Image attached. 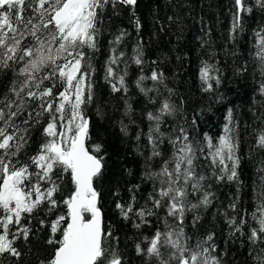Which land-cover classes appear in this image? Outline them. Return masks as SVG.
<instances>
[{
  "label": "snow or ice",
  "instance_id": "obj_1",
  "mask_svg": "<svg viewBox=\"0 0 264 264\" xmlns=\"http://www.w3.org/2000/svg\"><path fill=\"white\" fill-rule=\"evenodd\" d=\"M137 0H0V67L8 68L11 64L19 65L17 72L24 79L20 87L11 89L19 99L25 97L40 101L42 111L29 112L23 123H41L43 115L48 116L44 125L40 144L35 154L27 159L21 152L28 144V128H20L13 123L17 115H22L23 104L15 101L6 105L8 111L0 109V264H19L23 252L21 247L31 243V238L40 231L47 230L46 244L53 246V255L47 264H126L125 258L118 251V238L110 229H105L99 207L101 194L96 184L102 178L105 168L103 145L89 147L91 139L89 119L83 112V106L92 98L91 84L86 83L91 73L85 64L86 49L98 48V37L102 23V13L106 6L135 7ZM257 8L264 9V0H254ZM232 32L239 28L242 14L251 13L252 6L245 0H234ZM134 15V13H133ZM139 27V21H136ZM127 35L121 31L112 41L113 47L105 66V80L113 92L127 94V66L121 68L123 51L117 47ZM264 59V35L257 33ZM143 51L140 45L135 49L133 63L142 66ZM155 63V61H153ZM207 64L200 70V79L206 85L204 91H211L215 80L220 84L219 70ZM164 75L153 70L150 75H140L136 86L145 97L157 84H162ZM48 86L41 87L44 81ZM151 80L153 88H145L143 82ZM59 87V91L54 89ZM25 89L27 91L25 92ZM87 89V94H86ZM264 92V84L261 85ZM171 92V89H169ZM155 103L154 98L148 99ZM15 107L16 111H12ZM179 108L165 99L159 108L148 111L145 118L149 121L143 135L149 149L145 157V178L153 181V193L149 196L151 207H142L133 212L132 203H116L123 219L130 214L139 217L142 223H150L147 217L156 215V210L166 211L164 231L156 230L147 246L136 244L138 256L153 258L156 264H220L215 251L214 234L209 233L196 246L190 247L188 236L183 227L186 212L207 208L211 203L212 193L205 190L204 181L208 179L198 168L205 165L212 168L211 175L217 182L239 183L237 156L238 144L233 136L234 129L228 125L224 135L217 143L205 134L203 143L197 141L183 124H176L170 131H163L166 118H175ZM131 112L128 105L125 115ZM229 124L232 112L228 111ZM120 131L128 135V125L120 122ZM193 129L196 119L191 121ZM12 131H9V129ZM136 141L141 134L137 133ZM170 145L171 154L165 157L163 145ZM258 146L264 148V134L258 137ZM139 152V147L137 148ZM144 155L143 152H140ZM160 158L159 170H151V161ZM65 173L69 174L74 185L71 194L64 199L57 198ZM158 184V186H157ZM190 197H199L194 202ZM135 200V197H132ZM63 206L66 212H56ZM235 210L236 204L229 205ZM258 219L259 228L251 229L249 239L253 244H264V205H261ZM42 214V215H41ZM54 214V215H53ZM171 217L175 224L170 223ZM37 219L38 227L31 226ZM199 216H193L195 225ZM227 223L232 234L243 235L245 220L239 223L228 218ZM134 227L140 228L136 223ZM17 241L21 244L18 245ZM167 248L168 259L161 249ZM30 250V249H29ZM261 251H264L262 249ZM259 264H264V256H257ZM40 264H45L41 261Z\"/></svg>",
  "mask_w": 264,
  "mask_h": 264
},
{
  "label": "trees",
  "instance_id": "obj_2",
  "mask_svg": "<svg viewBox=\"0 0 264 264\" xmlns=\"http://www.w3.org/2000/svg\"><path fill=\"white\" fill-rule=\"evenodd\" d=\"M245 3L253 10L242 14L241 26L235 34L232 32L234 0H137L135 7L117 5L112 8L109 5L103 10L98 48L85 50V64L90 66L88 71L91 73L86 83L91 84L92 98L83 106V112L89 119V150L94 144L103 145L102 153L97 155H104L105 168L96 184L101 194L99 207L103 225L118 238V251L126 264H156L153 258L136 255L135 246L146 247L147 240L156 230H166L164 218L167 214L163 208L156 210V215L147 217L150 223L145 224L134 214H130L127 220L123 219L115 207L117 202L132 203L133 212L151 207L149 196L154 194L153 181L144 175L147 170L145 157L149 151L143 135L149 125L145 114L155 112L165 99L175 104L179 111L175 118H166L163 131H170L179 123L197 141L203 143L207 134L213 143H217L228 125L234 129L233 136L238 144V184L217 182L206 161H202L203 168L197 169L208 177L204 181L205 190L213 195L207 208L201 207L185 214L183 227L191 237L189 246L194 248L198 241L213 233L215 251L211 255L216 256L220 264H259L256 257L264 256V251H261L264 244H253L249 239L251 229L259 228L258 219L253 216L259 217V209L264 205V148L258 146V137L264 134V92L261 91L264 59L259 54L261 48L257 37L258 32L264 35V9L255 7L254 0H245ZM121 31L127 35L116 47L117 51L124 52L120 67L127 66V94L113 92L105 80L112 41ZM137 45L144 53L142 66L133 63ZM205 64L212 66V75H216L215 70L218 69L220 76V84L210 81L213 89L207 92L200 79V70ZM18 67L11 62L8 68L0 67V109L7 112L6 105L13 101L23 104V114L17 115L13 123L20 128H28V144L21 152V157L27 159L44 141L42 130L48 116L43 115L39 124L23 123L29 112L35 115L42 110L40 101L26 98L24 92L17 99L12 93L11 89L14 86L19 88L24 79L18 74ZM154 69L163 73V83L156 85L158 91L153 90L145 97L137 88L136 80L140 75H150ZM49 84L50 81L46 80L41 87ZM153 85L151 80L143 82L145 88H153ZM59 90L57 87L54 92ZM149 97L156 102L149 103ZM128 105H131V112L125 115ZM229 110L232 112L231 124L228 121ZM12 111L16 108L13 107ZM193 118L196 119L194 129L191 124ZM121 121L128 125L127 136L120 131ZM2 124L0 121V126ZM137 133L141 134L140 141L135 139ZM162 150L164 158L171 154L170 145H163ZM159 167L160 158L151 161V170L157 171ZM73 188L69 174L65 173L57 198H67ZM190 199L196 202L199 197ZM233 202L235 210L229 207ZM56 212H66V208L61 206ZM193 216L200 217L195 225L192 224ZM228 218H234L237 223L241 219L246 221L243 235L232 234ZM168 220L175 224L171 217ZM136 223L141 227H134ZM31 226L34 230L38 227L37 219L32 220ZM47 235L46 229L40 231L31 238L30 244L21 247L24 254L19 264H40L41 261L47 264L53 255V246L45 242ZM17 244L21 242L17 241ZM161 251L168 259L169 250L163 248ZM8 264H11V258Z\"/></svg>",
  "mask_w": 264,
  "mask_h": 264
},
{
  "label": "water",
  "instance_id": "obj_3",
  "mask_svg": "<svg viewBox=\"0 0 264 264\" xmlns=\"http://www.w3.org/2000/svg\"><path fill=\"white\" fill-rule=\"evenodd\" d=\"M86 146H87V142H86ZM102 216H103V214H102Z\"/></svg>",
  "mask_w": 264,
  "mask_h": 264
}]
</instances>
